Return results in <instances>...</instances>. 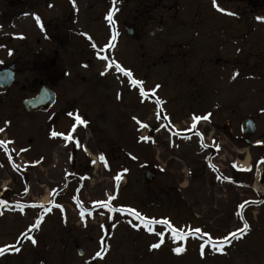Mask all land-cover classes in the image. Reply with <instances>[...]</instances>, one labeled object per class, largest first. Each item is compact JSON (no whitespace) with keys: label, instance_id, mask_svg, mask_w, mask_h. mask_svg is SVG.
Returning <instances> with one entry per match:
<instances>
[{"label":"flooded vegetation","instance_id":"af4514ba","mask_svg":"<svg viewBox=\"0 0 264 264\" xmlns=\"http://www.w3.org/2000/svg\"><path fill=\"white\" fill-rule=\"evenodd\" d=\"M181 2L119 0V11L114 15L116 23L109 25L111 33H116V39L112 41L111 34L103 42L101 27L103 22L108 23L105 17L112 7V0H75V8L70 0H0V83L4 85L0 84V128L5 129L0 132V141L14 142L0 147V167L63 168L57 181L49 180L42 184L39 180L25 179L21 171H18L21 175L14 187L2 186L0 177V201L4 202L0 204V247L14 245L18 239L22 241L16 244L21 249L19 252L9 248L0 255V264H165L167 256L149 248L151 243L159 240L155 232H164L162 247L172 244V234L165 230L167 225L153 227L152 233L140 227L137 230L134 223H129L126 211L109 212L95 207V202L107 200L109 195L93 199L86 196L84 188L86 183L92 182V177L86 180L84 176H69V169H77L76 162L82 158L93 170L90 175L96 174L101 162L96 155L97 161L92 163L94 160L87 158L85 146L72 142L71 135L79 129L76 116L81 117L84 109H96L99 105L97 98L104 60L98 57L111 60L112 53L120 50V38H125L129 44V56L134 63L131 65L144 73V83L139 87H143L146 93L158 94L155 104L157 99L163 101L157 109L146 113L156 112V115L153 125L147 124V128H142L144 137H149L143 140V145L150 155L152 149L162 147L170 152L171 158H165L166 165L163 163L167 166L165 172L173 164L169 163L172 159L185 164L173 157L174 153L192 151L190 157L196 170L189 171L187 166L185 169L182 166L174 168V172L170 170L174 174V184L168 185V191L159 193V200L162 197L170 202L166 205L160 203L158 207L157 201L148 198V204L153 206L145 208V211L168 210L175 218L180 217L181 210L178 209H182L181 203L185 206L183 198L187 193L195 189L199 190L197 195H203L205 188L226 184V152L229 151L230 161L236 167H228V180L237 182L243 190L240 195L243 213L257 214L255 232L260 234L258 238L262 237L264 19L258 18H264V0H217L223 6L229 3L232 10L239 13V26L237 21H233L235 28L238 27V35H226L230 20H226L225 32L221 31V35L211 32L205 23L199 25L196 20L205 14L198 9L189 14L191 33L189 26L180 21L181 13L184 16L187 12ZM36 16L40 18L43 31L36 23ZM81 70L90 76L82 75ZM8 72L14 75L9 86ZM234 72L239 75L233 80ZM151 76L157 80L151 82ZM156 85L160 87L157 89ZM80 88H83L85 96L79 94ZM160 91H165V94H160ZM43 94L44 104L26 107L27 101L41 99ZM165 110L167 113L164 114ZM183 112H186L190 123L179 127L174 118L179 119L185 114ZM193 115H209V119H201L196 128L191 129ZM6 121L10 123L5 125ZM142 123L145 124L144 121ZM52 132L63 136L53 137ZM197 132L201 135L197 136ZM64 136L71 139L65 140ZM226 139L233 147L226 148ZM89 152L95 154L91 149ZM150 155L148 161L151 160ZM248 158V169L241 171L237 165ZM105 161L108 162L106 156ZM101 163L105 166L104 162ZM146 163L147 168L152 167L151 162ZM186 178L188 185L184 186ZM155 185L156 182L145 188L151 189ZM77 199L80 205L76 204ZM44 200L48 201L44 208L30 207L43 205ZM111 203L119 208L116 197ZM54 204L62 205L64 211L56 207H52L50 212L44 210ZM17 205L25 206L23 212ZM81 206L85 212L83 219ZM132 206L129 204L128 208ZM7 214H14V218L9 220ZM38 217L43 219L39 229L30 233L37 241L33 245L20 234L26 232ZM120 225L127 226L128 241L120 239L125 236L119 232ZM249 225L251 228L252 223ZM134 235L137 239H130ZM141 236L145 243L139 239ZM102 237L107 251L103 259H93L95 253L102 249ZM237 242L233 240L228 245V258L239 253L238 249L243 251ZM131 247L136 250L132 251ZM229 260L227 264H237ZM246 262L261 264L256 259ZM241 263L238 260V264Z\"/></svg>","mask_w":264,"mask_h":264},{"label":"rangeland","instance_id":"374dc122","mask_svg":"<svg viewBox=\"0 0 264 264\" xmlns=\"http://www.w3.org/2000/svg\"><path fill=\"white\" fill-rule=\"evenodd\" d=\"M217 4L226 11H234V15L219 14L216 8L213 7V0H182L181 6H185V10L187 12L184 16V13H181L180 21L187 24V26H189V31L193 33L190 28L191 19L189 18V14H194L198 9V11L202 12L203 15L205 14L196 20L199 25L205 23L211 29V32L221 35V31L225 32L223 29L226 28V20H230L229 27H227L226 30V35H238V27L235 28L233 24V21H237L236 23L239 26L240 15L237 10H232L233 8L228 5L229 3L226 4V6H221L218 2ZM28 22H31L30 19ZM111 32L112 29H110L109 24L103 22L101 27L103 42H105L110 35L113 34ZM119 44L120 50L116 53H112V59L109 60V62L104 60L101 63V73L106 72V74L100 76L101 90H99L97 98V103L99 105H97L96 109H84L85 113H83L84 115L82 114L80 118L85 123H79V129L74 134L72 140V142H82V144H85L89 149H91L95 155H98L99 153L105 154L108 161L110 160L109 154L113 159H117L114 166L111 168L113 171L111 173L102 171L104 168H101L99 165L94 176L96 181L92 184H84L86 186L84 188L86 196L93 199L98 196L105 197L107 194L112 195L114 192H117L119 195V207L127 208L129 204H133V207L136 208V210L144 217L156 221L168 220L173 227L183 230L186 234L190 232L194 233V229L196 228L201 229L200 233H194L193 235L188 236L186 241H176V243L172 242V244H168L166 247H163L160 252L167 256L165 264H227L228 257L226 256V253L228 251L226 250V247H223V255H214V258L209 256L211 255V250H214L212 242H218L222 237L227 235V231L231 228L234 229L235 226L239 224V218L242 217V211L239 209L235 210L237 217V220H235V215L231 211L233 208L230 204L229 206L227 205V200L225 201L222 197L218 198V195L220 196L223 193L222 187L217 192V195L215 194V191L212 190V186L202 190V192L205 193L203 195H197L198 193L196 191L199 192V190L195 189L187 193L186 197H184L186 198L185 205L187 207L181 203L180 207H182V209H178L181 210L180 217L175 218L174 214L168 210L161 209V211L157 212H146L144 210L145 208L153 206L148 204V198H151L153 202L157 201L158 207H160V203L166 205L170 202L168 199L163 200L162 197L159 200L160 191H168V185L174 184L172 181L174 174L170 173V170L174 172V168H181V166L183 169L187 166L190 168L189 171L193 169L192 172L196 170L195 167L192 166L193 163L190 157L192 151H181V154L174 153L172 156L179 160H183L185 164L172 159L169 163L173 164L169 166V171L165 172L166 169L163 167V163L165 158H171L170 152L166 149L165 153L164 147H162V149L159 150L152 149L150 155V151H148L147 147L143 145L141 137H144V131L140 125L137 124L136 120H133V117H136L141 123L144 121L145 124L153 125L152 122H154L156 112L149 113L148 115H146V113L149 110L158 108L155 104V98L158 97V94L147 93L148 95L146 97L138 98L140 87L130 85L127 77L115 70L114 64L119 63L124 69L132 72L134 79L139 81H143L145 79L142 70L131 65L134 63L129 56V44L125 38H120ZM104 46L105 44H103V47ZM106 63L113 64V67L106 70ZM80 73L86 77L90 76L84 70H81ZM149 79H152L151 82L157 80V78L153 76ZM118 81L123 83V85H121ZM78 92L80 95L85 96L83 88H80ZM118 94L120 98H117ZM160 94L164 95L165 91H160ZM169 99L172 100V97ZM163 112L165 114L167 113V110ZM183 113L185 114L179 116V119L174 118L175 121H178L179 127H185L186 124L190 123V119L187 117L186 112ZM156 123L159 124L160 121L157 119ZM162 133L164 134L166 131H162ZM27 138H32V136H28ZM167 139H169V134L167 135ZM26 143L27 142H22V144ZM228 147H233V144L226 139V148ZM183 153L185 154L183 155ZM148 154L151 157L150 161H148ZM133 156H135L136 159H132ZM153 158L156 160H153ZM229 159L230 157H228L226 152V161H229ZM146 162H151L152 167L149 168L154 169L157 173L156 185L151 189L145 188L141 182L142 171L147 168ZM76 163L77 169L70 168L69 176H84V179H89L93 170L89 166L88 161L86 160L85 162L82 158ZM154 164H156V166L153 167ZM226 165H229V163L226 162ZM56 168L57 167L49 168L50 170L46 168L29 169L27 170L28 173L24 174V176L25 179L30 178L31 180H39L41 184L49 180L57 181L56 179L63 173V168ZM161 169H163V171H161ZM42 170L44 172H42ZM120 173L125 174L124 180L123 176H120ZM126 174L129 176H126ZM227 174L229 173L226 169V175ZM117 175L120 176L119 181L115 180ZM19 176L20 175L16 168L11 165L4 168L0 167V177H2L3 180L1 183L2 186L10 185V187H14L17 183L16 181L19 179ZM194 176L196 175L194 174ZM187 181L188 179L186 178L184 186L188 185ZM241 193L243 192L237 185L231 183L228 184L226 182V199L230 196L232 199L239 201V199H241ZM238 212L241 214L240 216L237 215ZM17 216L18 215H16V218ZM247 216L251 218L253 223L246 218H243L242 221L247 222L248 224L252 223L250 230L246 233V237L250 240L248 242L245 241V243L237 242V244L243 246V251L238 249L239 253L230 255L229 259L231 262H236L237 264L238 260L242 261L241 264H247L246 260L248 262H252L255 259L261 264H264V230L261 232L262 237L258 238L260 234L255 232L257 230L258 223L254 222L257 214L254 212L253 215L248 214ZM6 218L12 220L14 218V214H7ZM166 230L169 231L170 235L172 234L168 227H166ZM127 231L129 230L126 225L119 226V232L125 234V236L123 238L120 237V239H124L126 241L129 240ZM142 236L139 237V239L145 243ZM130 239L136 240L137 236L134 235L130 237ZM201 244L204 245L203 256H201L200 253ZM181 245L186 249L183 253L176 254L172 251L173 247ZM130 249L132 251L136 250V248L132 247ZM216 252L221 253L220 251ZM126 255L130 256L129 254Z\"/></svg>","mask_w":264,"mask_h":264},{"label":"snow or ice","instance_id":"6c2138e0","mask_svg":"<svg viewBox=\"0 0 264 264\" xmlns=\"http://www.w3.org/2000/svg\"><path fill=\"white\" fill-rule=\"evenodd\" d=\"M70 3L72 4L73 8L76 7V4H75V0H70ZM118 3H119V0H112V7L109 9L105 19L108 21L109 25L110 26H114L116 21L114 20V15L116 12L119 11V8H118ZM49 7H51V5H49ZM213 7L216 8L217 11H220V12H224V14H227V15H234V13L230 12V11H226L225 9H223L222 7H220L218 4H217V0H213ZM27 15V14H26ZM35 20H36V23L38 26H41V30L43 31V26L40 25V18L38 16L34 17ZM258 19H264V18H258ZM83 35V33H82ZM20 38H23L22 36ZM89 39H91L89 37ZM116 39V33H113V35L111 36V40L112 41H115ZM92 47L93 48H96V45L95 44H92ZM239 51V49L237 50ZM11 54V52L9 53ZM99 59L101 60H106L107 58L104 57V56H99L98 57ZM113 67V64H110V63H106L105 65V68L106 70L107 69H111ZM114 67H115V70L118 71L119 73L123 74V76L127 77V80H128V83L132 86H140L142 85L144 82L143 81H139V80H136L133 78V74L130 70H126L124 69L119 63H115L114 64ZM106 74V72H102L101 75H104ZM239 75L238 72H234L231 79H236V77ZM160 85H156L155 88H159ZM139 95L144 98L146 97L148 94L145 92V90L143 89V87H140L139 88ZM117 98H120L119 97V94H118V97ZM143 102V100H142ZM163 103V101L157 99L156 100V105L157 107H159L161 104ZM69 115H72V113H69ZM210 115V114H209ZM209 115H203V116H197V115H193L192 116V125H191V129H195L196 126H197V122H199L201 119L203 120H208L209 119ZM165 119H167V117H165ZM133 120H136L137 124L140 125L141 128H147L148 125L147 124H143L141 123L136 117H133ZM76 121L80 124H83L85 123L84 121L81 120V118L77 115L76 116ZM10 122L6 121L5 122V125L9 124ZM74 130V128H73ZM159 130V129H157ZM5 131L4 128H0V132H3ZM51 135L53 137L57 136V135H61L63 136V134H60V133H56V132H52ZM197 136H200L201 134L199 132L196 133ZM65 140H69L71 139L70 136H64L63 137ZM142 140H148L149 137H141ZM5 143H8V144H11V143H14L13 141L9 140L7 142L5 141H0V147H4ZM259 143V142H258ZM7 151V149H5ZM21 151H25V149H21ZM132 159H136L135 156L132 157ZM99 160L101 162H104L105 163V167H107V163L105 161V156L103 154H100L99 155ZM92 163H95V161H92ZM233 167H236L235 165H233ZM241 171H245L246 169H240ZM127 171V170H125ZM161 171H163V169H161ZM115 180L116 181H119L120 180V176L117 175L115 177ZM115 199L114 196H108L107 200H101V201H97L95 202V207H98L99 209H107L109 212H127L129 215L133 216L136 220L140 221L141 222V226H143V228L148 231L149 233H152L153 232V229H152V225L153 224H156V223H162L164 225H167V227L170 229L171 233H172V242L173 243H176V241H186L188 239V236L190 235H193L194 233H200L201 232V229L199 228H196L194 229V233L193 232H190V233H185L183 230H180V229H177L175 227H173L171 225V223L168 221V220H163V221H156V220H150L146 217H144L139 211L133 209V208H116V207H113L112 205V201ZM4 202L3 201H0V204H3ZM76 204L77 205H80V201L77 199L76 200ZM17 207L21 210V212H23V209H24V205H17ZM30 207L32 208H44L43 205H36V204H33V205H30ZM52 207H56V208H59L61 210V212L64 211L63 209V206L62 205H59V204H54L52 206H50L49 208H46L44 209L46 212H50L51 211V208ZM240 208H243L244 205L241 204L239 206ZM84 215H85V212L83 210V207L81 206V211H80V216H81V219L84 218ZM89 215H91V213H89ZM238 216H240L241 214L238 212L237 213ZM42 217H38L34 224L29 226L27 228V231L26 232H22L20 235L25 239V240H28L30 241L33 245H35L37 243V241L35 240V238L30 234L34 229H39L40 225H41V222H42ZM104 226L101 225V228H103ZM133 227L134 228H137V230H139V226L136 225V224H133ZM250 228V225L248 223H243V226L239 229H237L236 231H233L231 233H229L228 235L222 237L218 242H212L213 243V248L215 251H220V252H223V247L225 245H229L231 244V242L233 240H237V239H240L243 237L244 234L247 233V231L249 230ZM155 235H157L159 237V240L157 242H154V243H151L150 244V248L149 250H153V249H159L162 244L164 243V234L163 232H155ZM102 239V249L100 251H97L95 253V256L93 257V259L95 258H100V259H103V255L104 253L107 251V245L103 243V237L101 238ZM22 241L21 240H17L16 244H20ZM211 242V241H210ZM16 244L14 245H11V246H7V247H0V255H3L6 251H8L9 248H11L12 250L16 251V252H19L21 249L19 247L16 246ZM185 247L184 246H176V247H173L172 248V251L176 254H181L185 251ZM200 253H201V256L204 255V245L201 244L200 245Z\"/></svg>","mask_w":264,"mask_h":264},{"label":"water","instance_id":"95a60500","mask_svg":"<svg viewBox=\"0 0 264 264\" xmlns=\"http://www.w3.org/2000/svg\"><path fill=\"white\" fill-rule=\"evenodd\" d=\"M13 80H14V76H13V74H11V75H10V78L7 79V84H8V86L12 83ZM0 84H1V83H0ZM1 86H4V85L1 84ZM43 97H44V94L42 95L41 99H40V98H37V99H34V100H29V101H27V102H26V107H28V106H34V105H41V104H44V103L42 102ZM148 176H150V177L152 178V182H153L154 179H155V176H154L151 172H149V171H146V172L143 173V175H142V181H143V182H146L145 179H146Z\"/></svg>","mask_w":264,"mask_h":264},{"label":"bare ground","instance_id":"6f19581e","mask_svg":"<svg viewBox=\"0 0 264 264\" xmlns=\"http://www.w3.org/2000/svg\"><path fill=\"white\" fill-rule=\"evenodd\" d=\"M43 204L46 205L47 203L44 202Z\"/></svg>","mask_w":264,"mask_h":264}]
</instances>
